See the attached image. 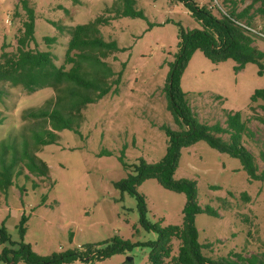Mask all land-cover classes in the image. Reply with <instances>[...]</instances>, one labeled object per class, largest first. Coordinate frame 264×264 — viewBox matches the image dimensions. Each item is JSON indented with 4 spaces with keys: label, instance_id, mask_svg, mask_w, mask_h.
<instances>
[{
    "label": "rangeland",
    "instance_id": "obj_1",
    "mask_svg": "<svg viewBox=\"0 0 264 264\" xmlns=\"http://www.w3.org/2000/svg\"><path fill=\"white\" fill-rule=\"evenodd\" d=\"M115 1L16 0L10 4L0 0V60L4 45L10 53L17 51L26 18L24 2L36 16L31 48L52 51L61 67L69 36L60 34L54 23L68 27L88 24L106 14ZM216 1L195 0L200 7ZM137 10L144 18L116 19L101 28L103 37L116 41L122 49L106 60L116 74L123 71L118 92L84 109L79 132L64 130L58 133V143L40 147L37 156L50 168L49 178L23 170L8 192H0V228L4 225L10 237V242L0 244V256L5 250L19 251L22 243L36 255L49 257L81 254L89 248L102 250L106 243L120 239L135 246L104 260L79 259L72 264H153L148 244L157 242L159 236L141 223L137 196L122 192L115 184L129 174L136 175L140 160L156 164L166 156L168 137L162 126L180 131L168 109L165 87L178 53L179 29L199 30L201 25L180 2L137 0ZM45 37H56V44L46 45ZM255 45L264 51V40ZM235 67L233 60L213 64L198 51L182 75L181 90L188 94L200 120L210 125L225 126V111L242 112L254 133L253 138L245 135L243 144L264 171V124L259 120L264 119V102L251 104L252 95L264 89V76L254 64L239 72ZM2 87L7 93L0 101V116L6 118L0 125V142L29 132L32 122L22 119L24 112L45 106L56 96L50 88L28 94L21 88ZM175 179L194 182L200 207H211L220 215L195 218L199 242L212 245V252L206 250L205 255L264 252V182L249 181L240 160L201 141L181 150ZM34 184L39 187L35 189ZM137 192L145 199L149 223L162 227L183 224L185 194L167 190L154 179L145 181ZM244 193L250 198L247 202ZM23 220L24 235L19 229ZM179 245L173 241L172 257ZM165 264L171 263L166 260Z\"/></svg>",
    "mask_w": 264,
    "mask_h": 264
},
{
    "label": "trees",
    "instance_id": "obj_2",
    "mask_svg": "<svg viewBox=\"0 0 264 264\" xmlns=\"http://www.w3.org/2000/svg\"><path fill=\"white\" fill-rule=\"evenodd\" d=\"M169 1L183 3L201 25L199 30L185 32L179 29L178 53L165 87L168 109L180 131L162 126L168 137L166 156L156 164L140 160L135 169L136 175L129 174L115 187L137 196L141 223L159 236L157 242L148 244L152 247L150 261L153 264H165L166 260L171 264H264V252L250 255L229 253L223 257L205 255L206 250L212 252V245L205 246L199 242L195 218L200 214L220 215L211 207H200L194 182L175 179L181 150L203 141L212 149L240 160L249 181L264 182V171H260L257 158L243 144L245 135L250 138L254 136L243 113L225 111V126L220 123L210 125L200 120L190 104L188 94L181 90L182 75L198 51L213 64L233 60L237 72L244 70L248 64L257 65L258 74L264 76V51L255 45L257 40H264V0H225L223 3L217 0L216 4L202 7L195 0ZM22 6L26 18L19 29L21 35L17 39V51L14 54L8 52L7 45L2 48L0 101L7 93L2 87L6 85L21 88L28 94L50 88L56 92V96L54 100L47 101L45 106L24 112L22 119L32 122L29 132L0 142V192L4 193L14 185V177L23 170L31 176L49 178L50 168L37 156L40 147L58 143V133L64 130L79 132L84 122V109L110 93L118 92L123 71L116 74L106 60L122 49L116 41H107L101 28L116 19L144 18L143 12L137 10V0H116L113 7L107 9L105 17L100 16L88 24L68 27L54 23L60 34L69 36L65 65H71V68L67 69L65 65H56L52 51L31 48L35 42L36 16L26 2ZM44 42L52 47L57 38L45 37ZM260 100L264 102V89L252 95L251 104ZM3 117L0 116V125L6 120ZM259 120L264 124V119ZM17 168L19 171H16ZM151 179L157 180L167 190L186 195L185 216L181 226L162 227L146 220L145 199L138 194L137 189ZM33 187L37 189L39 186L34 184ZM242 196L246 202L250 200L247 193ZM25 223L26 220H23L19 228L22 235L26 231ZM174 240L179 241L180 245L177 255L172 257ZM7 242H10V237L3 225L0 228V244ZM106 245L102 250L89 248L81 254L67 252L40 257L22 243L19 251L5 250L0 256V264H16L18 261L27 264H72L79 259L85 262L94 258L104 260L132 250L135 246L130 241L120 239H113Z\"/></svg>",
    "mask_w": 264,
    "mask_h": 264
},
{
    "label": "crops",
    "instance_id": "obj_3",
    "mask_svg": "<svg viewBox=\"0 0 264 264\" xmlns=\"http://www.w3.org/2000/svg\"><path fill=\"white\" fill-rule=\"evenodd\" d=\"M16 0H6L7 3L13 4Z\"/></svg>",
    "mask_w": 264,
    "mask_h": 264
}]
</instances>
